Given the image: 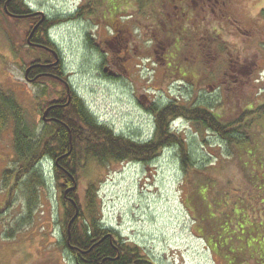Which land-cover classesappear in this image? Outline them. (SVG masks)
I'll list each match as a JSON object with an SVG mask.
<instances>
[{
	"label": "rangeland",
	"instance_id": "374dc122",
	"mask_svg": "<svg viewBox=\"0 0 264 264\" xmlns=\"http://www.w3.org/2000/svg\"><path fill=\"white\" fill-rule=\"evenodd\" d=\"M25 1L42 11L35 14L40 22L46 14L67 17L50 31L63 75L92 115L118 135L150 140L154 103L205 107L224 122L264 103V0ZM82 1L92 16L73 15ZM165 8L173 17H164ZM29 19L0 7V103L16 102L40 134L41 107L58 84L25 77L33 53L40 55L27 45ZM174 128L195 163L207 166L184 172L173 149L151 163L90 160L76 188L83 207L92 184L99 222L154 264H264V184L258 191L249 183L218 135L186 119ZM11 131L12 125L0 136V264H77L63 244V191L50 164L49 184L32 213L13 183L2 185L14 155ZM258 138L264 163L263 127Z\"/></svg>",
	"mask_w": 264,
	"mask_h": 264
},
{
	"label": "trees",
	"instance_id": "16d2710c",
	"mask_svg": "<svg viewBox=\"0 0 264 264\" xmlns=\"http://www.w3.org/2000/svg\"><path fill=\"white\" fill-rule=\"evenodd\" d=\"M96 2H92L93 7ZM9 9L10 12L18 15L31 12L27 10L26 5ZM262 14L264 15V9ZM79 15L92 16L93 14L86 7L75 14V16ZM29 20H36V18ZM63 20L66 18L53 17L50 21L52 28ZM32 25V22L28 25L29 28L25 31L26 36ZM44 27H47V23H44ZM28 47L29 50L39 53L38 57H44L46 51ZM46 54L50 53L46 52ZM28 57L31 59L32 56ZM34 58L36 54L33 53L30 63H33ZM52 59H54L53 55ZM55 73L62 76L63 68ZM51 81L53 86L58 84V88L53 90L54 95L57 96L56 93L60 88L62 93L65 92L64 85L59 81ZM64 103L66 100L59 102L61 105ZM55 110L58 119L56 124L52 127L46 126L40 134H37L25 123L22 109L16 102L11 99H1L0 136L12 125L14 152L12 162H9V166L2 173V185L6 189L13 183L12 189L20 190L28 213H32L41 201V188L49 184L46 169L48 170L47 165L50 164L54 172L53 178L63 191L65 229L63 244L79 264L87 263V261L89 264H133L134 259L143 258L137 247L127 243L120 247L124 254L117 258L116 242L112 244L108 236L103 238L109 231L113 234L117 233L111 229L106 230L107 228L99 222L100 219L96 215L95 202L98 190L93 188L92 184L89 186L86 190L84 207L77 197L76 188L80 169L86 167L90 160L103 165L110 161L151 163L166 149L177 152L184 172L207 166V163L199 166L195 163L196 155L191 153L188 141L174 128V122L179 119H186L200 130L218 135L227 144L229 150H233L236 154L239 167L243 173H246L249 183L258 191L264 184V163L260 157L262 149L258 138L261 127L264 130V103L256 108L244 109L239 118L231 122L222 121L213 111L205 107L180 105L175 100L166 104L154 103L149 110L155 117V131L152 138L147 141L116 134L111 126L100 123L92 115L80 97L77 101H72L71 104L60 106ZM8 193L11 194V188L8 189ZM7 203H10L9 199ZM220 204L221 209L227 207L226 202H220ZM235 208L236 206L233 207L232 213L235 212ZM254 208L259 209V207L252 209ZM2 211L3 209H0V228L4 224L1 218ZM8 235H11L10 232ZM143 262L142 264H153Z\"/></svg>",
	"mask_w": 264,
	"mask_h": 264
},
{
	"label": "flooded vegetation",
	"instance_id": "af4514ba",
	"mask_svg": "<svg viewBox=\"0 0 264 264\" xmlns=\"http://www.w3.org/2000/svg\"><path fill=\"white\" fill-rule=\"evenodd\" d=\"M203 5H208V2H211L210 0H203ZM89 2V1H87ZM90 3V2H89ZM91 4V3H90ZM23 5L27 6V10H30V13L27 14H23V15H18L15 14L13 12H10V7L12 8H19V7H23ZM85 6L87 7L88 10H92V12L94 11L93 8L91 9V7H89L90 5L88 3H84L83 1L81 2V4L79 5V8L77 10H75L74 14L75 15L78 11L82 10L83 8H85ZM0 7H2L7 13H9V15L13 14L16 16H21L18 18H24V17H28V18H36V20H32L31 22L33 23L31 30L29 31V35L27 37V45L36 49H41L44 50L48 53H50L49 55L46 54V52L44 53V57H37L33 59V63H30L26 70H25V77L28 79V81H30L32 84L33 83H39L40 84L44 81H50V85H51V80H57L59 81L62 85H64L65 88V92L62 93V89L60 88L57 91V96L54 95V97L52 98V94L50 93L45 100V103L43 105V107H41L39 116H41L40 120L43 123V128H45L46 126H50L52 127V125L56 124V122L58 121L57 116L55 115L56 110L58 109L60 106H65V105H69L72 103V101H77L79 95L77 93V91L70 85V83L67 81V78L64 75H59L56 74L55 71H59L61 68H63V64H62V53L59 50V47L56 45V43L52 40V38L50 37V35L48 34L50 29L52 28V24L50 23V21H52V16L50 15H45L43 20L40 22L41 20V15H35L38 12H42L40 10H34L32 7H30L29 3H27L25 0H0ZM165 16L166 18H171L173 17L167 10V8H165ZM29 15V16H28ZM31 15H35V16H31ZM67 18V17H66ZM122 18V17H121ZM30 22V23H31ZM44 23H47V27L43 28ZM37 25V27L35 28L31 38H30V42H28V38L31 34V32L33 31L34 27ZM120 23L118 24V27H116V25L114 26L116 29L119 28ZM119 30V29H118ZM52 55L54 57V59H52ZM28 68H30L29 71ZM50 96V97H49ZM49 97V99H48ZM66 103H64V105L59 104L60 101H65ZM58 102V103H57ZM109 230V229H106ZM209 232V231H208ZM109 237L111 239V243L113 244V242L117 244L116 249L118 250L117 252V258L120 257V255H123L124 253L121 252V248L123 246V244H126V242L120 238V236H118L117 234H113L111 231L108 232V234L105 237ZM212 236V239H214V236ZM102 238V239H103ZM121 247V248H120ZM217 247V244H216ZM143 261H147L152 263L151 261L145 259V258H136L133 260V264L139 263L142 264L144 263ZM77 262V260H76ZM77 264H79L77 262ZM82 264V263H80ZM83 264H89V262L87 261V263H83ZM154 264V263H153Z\"/></svg>",
	"mask_w": 264,
	"mask_h": 264
},
{
	"label": "water",
	"instance_id": "95a60500",
	"mask_svg": "<svg viewBox=\"0 0 264 264\" xmlns=\"http://www.w3.org/2000/svg\"><path fill=\"white\" fill-rule=\"evenodd\" d=\"M11 16H13V17H21V16H16V15H13V14H11ZM29 16V15H28ZM37 27V25L34 27V29H33V31L31 32V34H30V36H29V38H28V42H30V38H31V36H32V34H33V32H34V30H35V28ZM30 70V68H28V70L27 71H29ZM71 226V223H70V225H69V227ZM69 234H70V232H69Z\"/></svg>",
	"mask_w": 264,
	"mask_h": 264
},
{
	"label": "bare ground",
	"instance_id": "6f19581e",
	"mask_svg": "<svg viewBox=\"0 0 264 264\" xmlns=\"http://www.w3.org/2000/svg\"><path fill=\"white\" fill-rule=\"evenodd\" d=\"M21 51V50H20ZM45 165V164H44ZM65 230V229H64ZM126 241V240H125Z\"/></svg>",
	"mask_w": 264,
	"mask_h": 264
}]
</instances>
